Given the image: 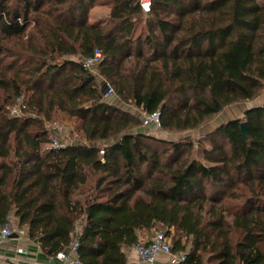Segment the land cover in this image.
Wrapping results in <instances>:
<instances>
[{"label": "trees", "instance_id": "16d2710c", "mask_svg": "<svg viewBox=\"0 0 264 264\" xmlns=\"http://www.w3.org/2000/svg\"><path fill=\"white\" fill-rule=\"evenodd\" d=\"M150 2L144 15L138 0H0V40L12 44L0 42V224L13 217L50 257L79 226L82 264H126L137 233L160 227L182 264H264V106L209 133L202 163L200 141L139 130L142 117L107 103L67 58L100 51L98 76L121 103L190 132L264 92V0ZM98 4L108 20L90 24ZM23 93L38 119L9 116ZM56 113L87 145L46 147Z\"/></svg>", "mask_w": 264, "mask_h": 264}, {"label": "built area", "instance_id": "2783aa9c", "mask_svg": "<svg viewBox=\"0 0 264 264\" xmlns=\"http://www.w3.org/2000/svg\"><path fill=\"white\" fill-rule=\"evenodd\" d=\"M138 5L141 11L144 14L149 13L150 11V0H138ZM101 52L98 50H94L92 55L88 58H84L77 63H80L84 69L91 70L92 67L98 65L101 60ZM106 92L104 95H111L113 93L112 87L106 83ZM28 101V100H27ZM27 101L24 99V96L21 95L15 101V104L10 108L9 116L12 118H30L33 117L32 114L28 110ZM142 127L147 128L150 127L153 130H159L160 128V117L159 112L156 111L152 114H143L142 116ZM48 131V130H47ZM46 131V132H47ZM58 131V130H55ZM51 150H59L67 147L68 145L61 142V140L56 137L51 139L49 142ZM166 228H159V230L153 231L152 235L149 237L147 241L137 242L136 245L132 246L136 252V255L139 259V262L142 264H153L155 262L158 254L162 253L168 257L167 264H182L185 261L187 253L173 255L172 248L170 244L169 238L166 236ZM80 229L76 227L75 235L70 243V245L63 251L57 252L53 258L58 260L64 264H82L78 257V235ZM16 235L18 238L20 236V232L18 228H12L10 223L1 225L0 224V246L7 243L12 237V235ZM18 253H24L25 251L21 249H17ZM6 264V263H5Z\"/></svg>", "mask_w": 264, "mask_h": 264}, {"label": "rangeland", "instance_id": "374dc122", "mask_svg": "<svg viewBox=\"0 0 264 264\" xmlns=\"http://www.w3.org/2000/svg\"><path fill=\"white\" fill-rule=\"evenodd\" d=\"M99 17H104V16L99 14ZM94 20H95V18H94ZM31 26L29 28H31ZM29 28H28L27 31H29ZM26 35H27V32L24 34V36L20 40L24 41L25 38H26ZM0 42L4 43V42H6V40H4V41L0 40ZM7 46L10 47V46H12V44L7 43ZM72 58H75V60L77 62L82 60V58L80 56H73ZM98 65L92 67L90 72L96 77V79H97L96 83L99 84L100 89L105 94V92H106L105 84L108 81L102 80L98 76ZM22 95L24 96V99L27 101L29 94L28 93H23ZM103 98L109 104H112L114 106H118V107H120L121 109H124V110L129 109L134 114L140 115L141 117L143 116V114H141V112L138 111V109L136 110L135 107L128 106V105L123 104V103L121 104V102L118 103V99L115 96L114 92L111 95H104ZM246 103H248V102L238 103V104H234V105H231V106H228V107L224 108L220 114H218L217 116L212 118L210 121H208V122L204 123L203 125H201L198 129H195V130L190 131V132L174 133L173 134V133H168V132L162 131L161 129L160 130H153V129L144 130L141 127L138 128V129L139 130H143L146 133L147 132L151 133V135L154 134V133H157V136H159L158 138L163 139V140H168V141H184V140L188 141L189 140V141H193L195 143L200 141L204 148L202 149L201 147L196 146V149L194 150V158L196 160L201 161L202 163H204V161H203V151L205 149H209V144L205 140V137L209 133H211L213 130H215L217 127H219V125H221V124H223L225 122L231 121V120H236L235 118H237V117L235 115L238 114L237 111H240V108L244 109ZM9 112H10V109H9ZM32 116L33 117H30L31 119H38L37 115L34 114ZM240 116L241 117L238 118V119H242L243 114L240 115ZM42 127H43L44 131L48 130L46 132V134H47V137H48L50 142H51V139L58 137L61 140V142L66 144V145H70V144H75V145H83L84 144V145H87L85 143V141H84V138H83L81 132L79 131L78 123L75 122L74 120L68 119L65 115H63L61 113H56L54 115L53 119L50 120L49 122H46V121L43 120V126ZM55 130H58V131H55ZM96 146L102 148L103 144L99 143V144H96ZM46 147H48V149H49L51 147V145L48 144ZM98 177H99V174L94 175L93 173H91L90 174V180L88 182L87 187H94L96 185V180L98 179ZM240 203H241L240 201H236L234 203L231 202V203H228V204L231 207H235V206H237V204H240ZM10 222H11L12 228H17L16 227L17 226L16 225V221H15V219L13 217L10 220ZM77 227H79V226H77Z\"/></svg>", "mask_w": 264, "mask_h": 264}, {"label": "crops", "instance_id": "0c3cea01", "mask_svg": "<svg viewBox=\"0 0 264 264\" xmlns=\"http://www.w3.org/2000/svg\"><path fill=\"white\" fill-rule=\"evenodd\" d=\"M109 11H110V8L107 5H104V4L95 5L90 10L89 18H88L89 23L94 24V25L95 24H105L109 17ZM99 14L104 17H99ZM72 57L73 56H69L67 58L72 61L77 62L75 58H72ZM118 103H120L119 100H118ZM261 106H264V92L261 95H259L256 99H254L253 101L246 103L244 109L240 108V111H237L238 114L235 115L237 117L235 119L240 118L241 117L240 115H242L245 110H248L253 107H261ZM152 136L157 137V138L159 137L157 136V133L152 134ZM18 230L20 232V236L18 238L12 237L7 243L0 246V264H5V263L6 264H64V263L59 262L55 258L44 254L41 251L38 244L29 240L27 237L25 227L20 228ZM152 233L153 231H150V232L139 231L137 233L138 241L139 242L147 241L149 237L152 235ZM17 249H21L25 252L18 253ZM124 252L126 256V264H142L139 262V259L133 248L131 247L125 248ZM167 263H168V257L160 253L156 257L155 262L153 264H167Z\"/></svg>", "mask_w": 264, "mask_h": 264}, {"label": "water", "instance_id": "95a60500", "mask_svg": "<svg viewBox=\"0 0 264 264\" xmlns=\"http://www.w3.org/2000/svg\"><path fill=\"white\" fill-rule=\"evenodd\" d=\"M240 130H241L242 135L246 138L247 137V130H246V123L245 122L240 123ZM11 237H16V235L13 234Z\"/></svg>", "mask_w": 264, "mask_h": 264}]
</instances>
